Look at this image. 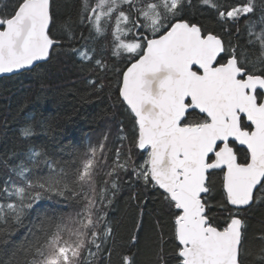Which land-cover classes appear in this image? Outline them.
<instances>
[{"label":"snow or ice","instance_id":"1","mask_svg":"<svg viewBox=\"0 0 264 264\" xmlns=\"http://www.w3.org/2000/svg\"><path fill=\"white\" fill-rule=\"evenodd\" d=\"M61 54L94 88L115 79L131 138L54 153L22 125L0 161V264H264V0H0V74ZM125 177L164 205L149 231L130 194L126 238Z\"/></svg>","mask_w":264,"mask_h":264},{"label":"trees","instance_id":"2","mask_svg":"<svg viewBox=\"0 0 264 264\" xmlns=\"http://www.w3.org/2000/svg\"><path fill=\"white\" fill-rule=\"evenodd\" d=\"M60 3L62 11L75 12L78 8V0H60ZM201 11L205 16L209 15L207 9L201 8ZM117 63L126 70L125 64ZM92 78H95L92 72L82 69L73 58L64 54L42 63L36 71L0 78V161L13 148L19 151L14 133L28 122L36 128L35 142L46 144L54 153L87 142L89 138L97 142L105 133L109 135V143H113L120 135L121 126L131 138L132 120L116 99L115 79L106 80V86L101 89L88 83ZM9 175V170L0 165V185ZM124 180L117 198V215L123 217L121 231L126 238L137 216L135 201L128 198L130 194L136 193L147 201L151 215L145 214L144 223L149 231L164 205L154 189L137 184L135 178L125 177ZM261 212L264 209H258L257 216ZM215 214L218 222L223 224L225 215L219 211ZM165 231L170 232V221ZM22 233L23 229L13 239H20Z\"/></svg>","mask_w":264,"mask_h":264},{"label":"water","instance_id":"3","mask_svg":"<svg viewBox=\"0 0 264 264\" xmlns=\"http://www.w3.org/2000/svg\"><path fill=\"white\" fill-rule=\"evenodd\" d=\"M21 72H24V71H21ZM21 72H18V73H21ZM18 73H12V74H0V78H2V77L12 76V75H15V74H18Z\"/></svg>","mask_w":264,"mask_h":264}]
</instances>
